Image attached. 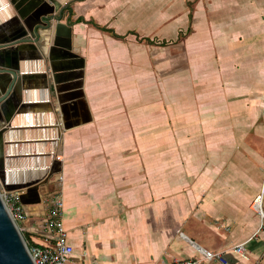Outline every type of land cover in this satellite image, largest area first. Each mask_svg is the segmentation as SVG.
<instances>
[{"label": "crops", "instance_id": "obj_1", "mask_svg": "<svg viewBox=\"0 0 264 264\" xmlns=\"http://www.w3.org/2000/svg\"><path fill=\"white\" fill-rule=\"evenodd\" d=\"M36 6L64 8L72 49L18 45L23 94L0 108L6 183L47 180L25 204V239L52 241L57 195L70 264L173 263L199 248L264 264L250 206L264 175L249 179L230 154L246 133L243 96L264 86V0H0V37ZM241 242L248 260L231 250Z\"/></svg>", "mask_w": 264, "mask_h": 264}, {"label": "water", "instance_id": "obj_2", "mask_svg": "<svg viewBox=\"0 0 264 264\" xmlns=\"http://www.w3.org/2000/svg\"><path fill=\"white\" fill-rule=\"evenodd\" d=\"M36 9L29 18L20 14L21 19L17 21L18 30L15 34L10 37H0V108H5V105L10 100L20 98L23 94L21 80L25 76L21 75H26L28 67H24L20 62V58H24L25 55H22V52L18 50L22 47H18V45H41V41H45L49 45L52 37L50 55L54 48L56 49L57 47L64 49L65 57L70 55V50L72 49V25L67 20L63 21L64 8L57 11L55 6L49 9H45L43 6H36ZM56 91L60 100V88L56 87ZM61 108L63 109V106ZM59 171L60 168H52L49 176ZM0 180L6 190L23 189L20 198L24 205L42 201L43 196L40 194L39 188L47 181L29 183L23 188L11 187L6 183V173L3 170H0ZM33 192L36 193L37 198L28 200L27 197ZM0 264H35L24 235L18 224L11 217L2 199L1 188Z\"/></svg>", "mask_w": 264, "mask_h": 264}, {"label": "built area", "instance_id": "obj_3", "mask_svg": "<svg viewBox=\"0 0 264 264\" xmlns=\"http://www.w3.org/2000/svg\"><path fill=\"white\" fill-rule=\"evenodd\" d=\"M1 195L6 207L18 224L20 230V222L27 218L25 205L21 202V192L19 190L2 191ZM264 188L257 194L253 201V209L260 218V227L255 235L264 227ZM48 218L46 221V228L52 234V241L44 245H28L29 252L35 264H70L74 254V247L69 242L68 233L63 225V202L60 196H54L50 200V207L48 210ZM27 244L28 241L26 240ZM247 242L234 244L231 250L238 254L243 259H249V253L246 248ZM201 252L200 257L190 258L187 260H176L173 263L160 262L157 264H233L227 257L226 251H215L205 248H199ZM85 264H99L97 262H90Z\"/></svg>", "mask_w": 264, "mask_h": 264}, {"label": "rangeland", "instance_id": "obj_4", "mask_svg": "<svg viewBox=\"0 0 264 264\" xmlns=\"http://www.w3.org/2000/svg\"><path fill=\"white\" fill-rule=\"evenodd\" d=\"M194 89L197 93L206 92L205 85H196ZM243 97L248 114L246 133L245 136L241 134V140L239 143L237 142L241 145V149L236 148L232 143L230 154L233 158L243 159L242 157H244L248 177L251 179L259 173L264 175V86L262 90L259 89V86H253ZM255 112L256 118L253 119ZM225 151L227 154L228 150ZM253 201L254 199L251 202V207H253ZM45 202H49V199H46Z\"/></svg>", "mask_w": 264, "mask_h": 264}, {"label": "trees", "instance_id": "obj_5", "mask_svg": "<svg viewBox=\"0 0 264 264\" xmlns=\"http://www.w3.org/2000/svg\"><path fill=\"white\" fill-rule=\"evenodd\" d=\"M28 245L31 246V245H34V243H32L31 241H28Z\"/></svg>", "mask_w": 264, "mask_h": 264}]
</instances>
